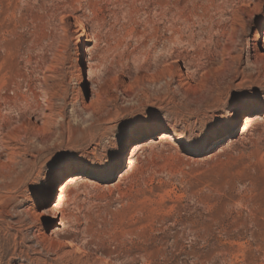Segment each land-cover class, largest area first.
Returning a JSON list of instances; mask_svg holds the SVG:
<instances>
[{
	"label": "rangeland",
	"instance_id": "1",
	"mask_svg": "<svg viewBox=\"0 0 264 264\" xmlns=\"http://www.w3.org/2000/svg\"><path fill=\"white\" fill-rule=\"evenodd\" d=\"M263 41L264 0H0V264H264Z\"/></svg>",
	"mask_w": 264,
	"mask_h": 264
},
{
	"label": "bare ground",
	"instance_id": "2",
	"mask_svg": "<svg viewBox=\"0 0 264 264\" xmlns=\"http://www.w3.org/2000/svg\"><path fill=\"white\" fill-rule=\"evenodd\" d=\"M83 33L86 34V31H84ZM85 67L87 68V71L86 78L84 79V81L89 80V76L91 74V63L88 58L87 65ZM78 89H80L79 84H77V86L74 88V91H77ZM260 109L264 110L263 107ZM260 116L261 114H259V111L254 112L252 115L245 116L243 118L242 124L232 130L228 143H230L232 139L235 138L237 135H245L256 121L261 120ZM159 143H164L174 148H179L187 144V139L183 137L174 136L168 132H162L154 137L152 136L148 140L136 142L131 146L127 154H125L123 151L119 153V155L117 156V167H123L124 162L126 160L125 156H128V161L129 159H133L138 156L141 152L148 150ZM96 166L97 162L93 161L88 164L75 167L74 170L70 172L68 178H66V180L58 186V199L60 196L66 194V192L73 188L78 182L85 180V176L91 175L94 172ZM123 173L124 172H122L121 175H123ZM52 195L53 186L49 185L47 186V189L43 192L42 197L38 202V209L35 210V215L37 218H39L41 221H47L45 222L44 227H49L50 225V222H48V220L50 218L52 209L47 206V202L49 201ZM50 231L51 229H49V232Z\"/></svg>",
	"mask_w": 264,
	"mask_h": 264
}]
</instances>
